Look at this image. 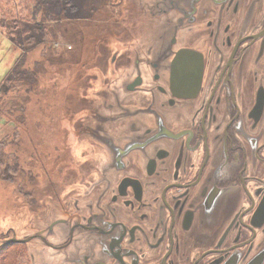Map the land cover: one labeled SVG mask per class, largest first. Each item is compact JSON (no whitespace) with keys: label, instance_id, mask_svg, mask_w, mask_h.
Instances as JSON below:
<instances>
[{"label":"flooded vegetation","instance_id":"flooded-vegetation-1","mask_svg":"<svg viewBox=\"0 0 264 264\" xmlns=\"http://www.w3.org/2000/svg\"><path fill=\"white\" fill-rule=\"evenodd\" d=\"M135 1L78 88L72 178L26 198L34 232L0 222V254L33 234L74 264H264V0Z\"/></svg>","mask_w":264,"mask_h":264},{"label":"rangeland","instance_id":"rangeland-1","mask_svg":"<svg viewBox=\"0 0 264 264\" xmlns=\"http://www.w3.org/2000/svg\"><path fill=\"white\" fill-rule=\"evenodd\" d=\"M17 1L20 8L16 12L22 9L21 21L25 22L23 43H29L28 48L10 40L19 31L11 30L7 19L12 9L7 8ZM114 1L0 0V222L15 228L20 235L43 225L37 219L40 214L31 211L36 207L25 205L27 199L49 193V186L61 189L72 178V150L67 141L70 119L82 105L78 91L86 90L92 80V76L80 79L79 90L75 87L78 82L68 86L72 69L80 74L78 61L85 74L94 76L92 60L111 57L109 48L114 46L116 31L129 32L130 19L137 17L133 13L135 0H126L123 13ZM34 23L45 28L44 40L27 38L32 36L27 29ZM105 35L107 46L103 42ZM20 69L33 71V78L20 73ZM26 215L28 222L24 224L20 219ZM20 249L27 253L29 261L30 249L47 251L32 241L25 246H9L0 258L6 256L14 264Z\"/></svg>","mask_w":264,"mask_h":264},{"label":"trees","instance_id":"trees-1","mask_svg":"<svg viewBox=\"0 0 264 264\" xmlns=\"http://www.w3.org/2000/svg\"><path fill=\"white\" fill-rule=\"evenodd\" d=\"M18 5H19L18 1H17V3L16 2L12 3V5L9 3V6L7 8V9H12L11 16L8 15L9 18L7 19V21H11V24H10L11 30L18 29V31H19L18 36H12V38H10V40H12V41L15 40L13 42L16 43L17 46H23V48H28L29 43H28V45H25L23 43L24 40L22 37V30H23L22 28H23V26H25L24 25L25 22L23 23L21 21V13L23 12L22 9H19V10H17L18 12H16V9L20 8V5H19V7H17ZM23 21H24V19H23ZM37 29H38V33H36ZM27 30H29L31 35H32L30 38H29L30 35L27 37L29 40L32 39L33 37L35 38V41L38 39L44 40V37L46 35V33H45L46 30L44 27L40 26L39 24L34 23L33 25L29 26ZM35 41H33V42H35ZM25 46H27V47H25ZM78 63L79 62L77 61L76 67L80 68L81 72H80V74H78V72L76 71V74H75L74 69H72L73 74L71 76L70 83H68V86H72L78 82L77 85L75 86L78 88L79 80L82 79V77L85 75L84 71L82 70L83 64H78ZM19 71L23 75L26 74L28 77L33 78V76H34L33 71H31V70L20 69ZM1 149H3V147L0 148V163L2 164L1 156H2L3 152ZM1 164H0V166H2ZM0 255H2V253ZM0 264H13V263L9 262L8 258L6 256H4V257L0 258ZM14 264H30L29 257L27 256V253L23 249H20L19 251H17Z\"/></svg>","mask_w":264,"mask_h":264},{"label":"water","instance_id":"water-1","mask_svg":"<svg viewBox=\"0 0 264 264\" xmlns=\"http://www.w3.org/2000/svg\"><path fill=\"white\" fill-rule=\"evenodd\" d=\"M187 57H191V56H187ZM97 70H99L97 68ZM35 237V235H30L28 238H12L10 240H8V242H6L5 245L10 244V243H14V242H25V243H30L32 241H36V240H32V238ZM46 245H50L49 242H44ZM37 245H39L36 242ZM41 244V242H40ZM45 245V249L48 247ZM29 247V246H28ZM52 247H55V245H53ZM44 248V247H43ZM65 248V247H64ZM42 249V248H41ZM109 250H111V247H109ZM30 261L31 264H74L73 261L70 259V250H67V252L64 254L61 250H55L49 248V250L42 252L41 250H39L40 253L38 252H34L33 249H30ZM111 256L108 254V261L104 264H110L111 261ZM47 257V259H46ZM43 259H45L46 263L43 262Z\"/></svg>","mask_w":264,"mask_h":264}]
</instances>
